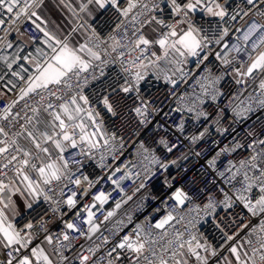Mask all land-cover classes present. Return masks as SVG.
Here are the masks:
<instances>
[{"label":"snow or ice","instance_id":"obj_1","mask_svg":"<svg viewBox=\"0 0 264 264\" xmlns=\"http://www.w3.org/2000/svg\"><path fill=\"white\" fill-rule=\"evenodd\" d=\"M246 2L248 5L255 4V0ZM42 3L43 0H0V33H3L0 35V64L6 69L0 74V80L10 74L23 84L19 87L17 97L0 109V264H57L53 259L54 255L60 257L59 264H65L68 257L64 255V249L72 247L70 233L90 238V234L98 231L99 226L94 223L93 209L97 205L102 207L111 193L99 191L93 195L91 202L84 205L82 211L76 212L77 217L86 213L80 225L66 221L58 235L52 233L48 219L45 218L46 213H37L29 218L22 209L35 211L34 205L41 201L55 204L52 212H57L60 204L66 205L68 209H76L79 198L88 196L89 190L99 183L90 181L87 176L78 175L84 158L92 159L93 153L101 152L102 149H111L114 154L122 153L123 148L122 142L119 148L116 146L114 135L108 136L101 112L91 106L92 101L84 95L83 87L88 82L89 70L100 65L106 66L109 61L105 57L124 45L110 36L108 39L113 43L109 51L107 42L93 31L87 42L78 47L71 46L67 38L60 39L41 26L44 21L36 9ZM90 5L101 10L112 9L124 18H128L134 9H139L131 16L132 35L136 39L127 53L132 56L133 53L139 52V55L129 59L126 64L123 63L125 53L121 52L115 58L121 61L122 71L126 74L124 84L119 89L124 94L139 91L140 81L145 75L144 70L149 65H157L161 60L167 61L183 77L191 72H185L183 66L189 62V58H195L196 70L207 73L204 79L209 82L208 86L201 84V87L203 95H208V89L219 79L213 78L211 70L206 66L209 53H212L210 46L213 44L221 46L219 51L212 54L223 65L238 63V56L247 53V61L233 69L236 77L240 78L236 80L237 83L243 82L244 77H252L254 73L264 74V24L254 22L243 32L239 28L236 29V32H242L243 43L240 42L241 37L237 36L236 42L229 44L225 42L230 32L228 27L218 26L213 30L210 21L209 28H205L204 23L197 20L199 14L201 19L218 18V22L226 24L225 18L230 15L228 0H126V6L124 0H86L80 4V11L88 12ZM165 11L168 18L161 15ZM259 14L264 16V12ZM237 15L239 13L232 14L230 19L236 20ZM243 15L247 16L248 12ZM25 24H30L42 34L41 38H32V42L36 44L34 53L20 55L24 49L18 47L14 53L8 54L7 50L14 47L13 40L9 37L13 33L17 34L14 39L24 36L21 28ZM122 24L123 22L118 27ZM136 24H139V27H136ZM153 24L156 26L152 29L155 35H145L144 27ZM258 33V40H254L253 37ZM127 35L125 32V36ZM40 45H45L48 51ZM232 52L237 55L230 56ZM100 74H104L103 68L100 69ZM196 82L200 84L199 79ZM7 83L11 85L9 91L18 87L12 80ZM259 87L264 89V80L260 81ZM217 95L218 93L213 92L210 98L215 100ZM28 100L32 103H28ZM21 101L25 103L19 111H14ZM95 103L102 104L104 110L116 115L110 96H104ZM203 103L204 100L197 96L193 106L188 108L189 112L195 113L197 120L200 117L208 118L206 112L197 111L198 104ZM259 103L264 106V100ZM250 110L246 108L244 112ZM135 112L146 120V102L141 101V106L136 107ZM236 115L242 117L243 112ZM178 127L183 131V123ZM203 135V132L199 134L200 137ZM198 138L191 137L193 142ZM160 142L168 152L175 147L168 146L164 140ZM236 147L240 145L237 144ZM248 147L253 151L248 158L239 161V168L229 160L224 171L219 173L221 177L230 174L226 183L231 187L240 185L233 195L221 189L223 199L220 204L231 209L238 201L252 217L260 219L258 224L251 227L246 241L228 247L232 258L223 257V264H264V139L254 141ZM140 148L148 152L143 144ZM233 151L235 148L226 145L217 155ZM144 158L148 159L147 156ZM99 159L100 167H105L102 163L105 156L101 154ZM150 163H159L160 167H166L155 157H152ZM209 163L213 167L216 165L215 160ZM119 171L121 169L117 167L108 176L117 187L120 186V180L128 178L126 172L120 180H113L112 177ZM85 183L87 187H84ZM54 186H60L61 200H54L53 195H49L55 192ZM70 186H74L76 190L73 191ZM66 189L70 194H66ZM174 199L178 205H183L189 197L184 192L177 191ZM116 207H120V202L116 203ZM215 207L212 197L209 196L208 203L204 205L205 210H215ZM194 211L199 213V207ZM112 215L113 212H108L105 219ZM173 219L175 217L169 213L154 227L163 229ZM180 219L183 220L184 217L181 216ZM189 224L192 228L196 227L191 221ZM136 227L134 236H123L107 253L106 264H119L122 256L118 250H125L130 254L126 257L128 264H142V261L143 264H190L192 258L195 259V264H209L210 258L218 257V252L212 245L191 232L187 237L184 232H175L165 246L157 250L153 247L156 242L148 239L147 235H142L143 229L139 225ZM249 227L250 225H243L245 229ZM235 238V235H225L228 241H234ZM107 242L106 238L105 243ZM88 252L91 255H78L79 264L92 262L95 253L91 248ZM113 253L116 255L113 256ZM217 264L220 262L217 261Z\"/></svg>","mask_w":264,"mask_h":264},{"label":"built area","instance_id":"obj_2","mask_svg":"<svg viewBox=\"0 0 264 264\" xmlns=\"http://www.w3.org/2000/svg\"><path fill=\"white\" fill-rule=\"evenodd\" d=\"M45 1L43 0L42 5ZM124 6H126V0H124ZM40 7L36 9L37 14ZM228 10L230 15L225 18L226 24L218 22V18L201 19L199 14H197V20L204 23L205 28H209L210 21L213 30L218 26L228 27L230 32L225 42L229 44L235 43L237 36L241 37L240 42L243 43L242 32L246 31L250 24L254 22L264 24V16L259 14L264 12V0H255L254 5H248L246 0H228ZM137 11L139 9H134L128 18H124L112 9H104L91 21L86 20L81 16L82 12H79L81 19L78 26L85 25L87 28V36L83 43L87 42L95 31L107 42L109 51L113 43L108 39L110 36L124 45L105 57L109 61L106 66L100 65L89 70L88 82L83 87L84 95L92 101L91 106L101 112V119L108 136L116 137L115 144L118 148L121 142L123 143L122 153L114 154L111 149H102L101 152H94L92 159L84 158L78 175L87 176L90 181H99V183L89 190L88 196L79 198L76 209H68L66 205L60 204L59 210L52 212L51 209L56 205L41 201L38 205H34L35 211L26 210L24 214L31 218L37 213L40 215L46 213L45 218L48 219L52 233L58 235L66 221L76 222L79 226L86 213L77 217V210L82 211L84 205L91 202L93 195L104 191L111 193L108 201L102 207L97 205L93 209L94 223L99 226V230L90 234V238L78 237L76 233H70L72 247L64 249V255L68 257L65 264H79L78 255H91L88 252L89 248L95 253L90 264L93 262L106 264L107 253L123 236H134L137 225L143 229L142 235H147L148 239L156 242L153 247L157 250L165 246L167 240L171 239L177 231L184 232L185 237L190 232L194 233L217 250L218 257L210 258L209 263L215 264L218 260L223 262V257L229 253L228 247L246 241L251 227L258 224L260 219L252 217L238 201L231 209L220 204L223 199L221 189L233 195L240 185L236 184V188L231 187L226 183L230 174L221 177L219 173L224 171L229 160H232L239 168V161L248 158L253 151L248 145L264 139V106L259 103L264 100V89L259 87L260 81L264 80V74L254 73L252 77H244L243 82L237 83L236 80L240 78L236 77L233 69L247 61V53H241L238 56V63L223 65L212 54L219 51L221 46L213 44L210 46L212 53H209L206 66L208 70H211L213 78L219 77V79L208 89V95H203L201 87V84L208 86L209 82L204 79L207 73L196 70L195 58H189V62L183 66L185 72L191 70L188 76L183 77L167 61L161 60L157 65H149L144 70L145 75L140 81L139 91L124 94L119 89L124 84L126 74L122 71L121 61L115 58L119 53H125L123 63L126 64L129 59L139 55V52L133 53L132 56L127 55L128 48L136 39L132 35L131 16ZM244 12H248V15L244 16ZM235 13L239 15L233 21L230 16ZM161 15L168 18L167 11ZM121 22H123L122 26L118 27ZM136 27H139V24H136ZM154 27H156L154 24L145 26L143 33L150 37L154 36L155 33L152 31ZM238 28L242 32H236ZM21 30L25 35L19 39H14L16 33L9 37L13 40L14 47L7 50L8 54L14 53L18 47L24 49L20 55L34 53L36 44L32 42V38H41L42 34L34 30L30 24L23 25ZM125 32L128 33L127 36ZM258 38L259 33L253 37L254 40ZM40 46L48 51L45 45ZM248 51H251V42L248 44ZM236 55L235 52L230 53V56ZM94 63L99 64V62ZM101 68H103V75L100 74ZM4 71L6 69L0 64V74ZM13 79L16 80L9 74L0 80V109H3L10 100L15 99L19 87L23 86L21 82L16 81L18 87L9 91L11 85L7 82ZM197 79L200 80V84H197ZM172 81L176 83L173 84ZM213 92L218 93L215 100L210 98ZM104 96L111 97L116 115L104 110L102 104L95 103ZM197 96L204 100L203 104H198L197 111L206 112L207 119L200 117L197 120L195 113L188 111ZM141 101L146 102L148 107L146 120L135 112V108L141 106ZM27 102L32 103L31 100ZM24 103L25 101H21L16 105L14 111H19ZM246 108L251 110L244 112ZM177 109L183 110L177 111ZM238 112H243V116L238 117L236 115ZM181 123L184 125L183 131H180L178 127ZM201 132L204 133L202 137L199 136ZM193 136L199 138L193 142L191 139ZM161 140L166 141L168 146L175 145V147L168 152L165 145L160 142ZM141 144L148 149V152L140 148ZM237 144L240 147H236ZM226 145L235 148V151L218 156L217 153ZM101 154L105 156L102 161L105 165L103 168L100 167ZM145 156L148 157L147 160ZM152 157L166 167H160L159 163H150ZM211 160L216 161L214 167L210 166ZM117 167L121 171L115 173L113 180H120L126 172L128 173L127 179L120 180L119 187L108 179ZM54 187L55 192L49 195H53L54 200H61L60 186ZM70 187L73 191L76 190L74 186ZM84 187H87L86 183ZM177 191H182L189 197L183 205H178L174 199ZM65 192L70 194L67 189ZM209 196L216 205L215 210L204 208ZM233 199H235L234 196ZM117 202H120L119 208L116 207ZM197 207L200 209L199 213L194 211ZM108 212H113V215L106 220L105 216ZM169 213L175 219L163 229H156L154 225ZM181 216L184 217L183 220L180 219ZM189 221L195 223L196 227L192 228ZM243 225H250V227L245 229ZM226 234L235 235V240H226ZM106 238L107 243H105ZM252 238L255 239L254 236ZM118 251L122 256L119 264H128L126 257L130 254L125 250ZM115 255L116 253H113V256ZM54 261L59 264L60 257L54 255ZM190 264H195L194 258Z\"/></svg>","mask_w":264,"mask_h":264},{"label":"rangeland","instance_id":"obj_3","mask_svg":"<svg viewBox=\"0 0 264 264\" xmlns=\"http://www.w3.org/2000/svg\"><path fill=\"white\" fill-rule=\"evenodd\" d=\"M84 2H86V0H53L52 4H54V9L50 7L52 11H50V17L48 16L49 18L47 19L50 27H53L56 36L60 39L67 38L70 45L75 47L82 44L87 36L86 26H78L81 19L80 15L82 14L81 16L85 19H89L94 11V5H90L88 12H82L80 14L79 6ZM225 257H229V259L232 258L230 253L226 254ZM209 261H211V259ZM219 262L223 264L222 260Z\"/></svg>","mask_w":264,"mask_h":264},{"label":"crops","instance_id":"obj_4","mask_svg":"<svg viewBox=\"0 0 264 264\" xmlns=\"http://www.w3.org/2000/svg\"><path fill=\"white\" fill-rule=\"evenodd\" d=\"M44 5V4H43ZM43 5L40 7V9L38 10V15L41 17V19L44 21V24H42L43 27L46 28V30H48L49 32L53 33L54 35H56L53 31V27H50V24H48V21L47 19L50 17L49 16V13H51L50 11H52L51 9L49 10H43ZM45 7V6H44ZM48 8V7H47ZM102 10L101 9H97L95 6H94V11L92 12V16L89 18V19H86L88 21H91L93 20L94 18H96V16L101 12ZM49 16V17H48ZM27 209H22L23 212H25ZM50 251V249H49ZM53 259H54V256H53ZM217 264V262L215 263Z\"/></svg>","mask_w":264,"mask_h":264},{"label":"trees","instance_id":"obj_5","mask_svg":"<svg viewBox=\"0 0 264 264\" xmlns=\"http://www.w3.org/2000/svg\"><path fill=\"white\" fill-rule=\"evenodd\" d=\"M53 3V0H46L45 1V3H44V5H43V10L45 9H47V10H49V9H54L53 7H54V4H52ZM53 5V6H52ZM45 6V7H44ZM48 7V8H47ZM51 7V8H50ZM46 10V11H47Z\"/></svg>","mask_w":264,"mask_h":264},{"label":"bare ground","instance_id":"obj_6","mask_svg":"<svg viewBox=\"0 0 264 264\" xmlns=\"http://www.w3.org/2000/svg\"><path fill=\"white\" fill-rule=\"evenodd\" d=\"M12 81H13V82H16V80H14V79H13Z\"/></svg>","mask_w":264,"mask_h":264}]
</instances>
